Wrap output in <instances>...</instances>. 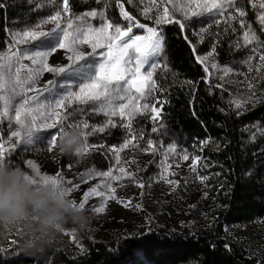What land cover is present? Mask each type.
I'll return each instance as SVG.
<instances>
[{
    "label": "rangeland",
    "instance_id": "obj_1",
    "mask_svg": "<svg viewBox=\"0 0 264 264\" xmlns=\"http://www.w3.org/2000/svg\"><path fill=\"white\" fill-rule=\"evenodd\" d=\"M86 1L91 7L89 10L76 13L69 6L70 11L64 13L63 0H35L37 6L31 10V13L25 18L15 20L8 28V39L6 45L0 48V57L8 55L10 50L21 55L37 51H50L54 48L55 51H52L47 59L49 65L55 67L71 64L72 62L67 57L73 53L58 47V43L62 39L61 31H53L55 27L53 23H44L57 11L62 14L61 28L66 27L68 20H72L73 29L69 31H74L76 28L86 29L89 26L99 28L106 23H111L114 27L109 31L114 35L115 26L126 29L129 24L134 25L138 22L145 27H133L129 36L144 37L145 39L141 43L146 44L154 43L158 38H162L163 50L155 55L146 54L147 59L141 66L143 75H146L148 71L153 72L154 82L156 75L166 74L170 70L163 27L171 23L157 25L154 19L157 11H163V7H168L174 18L184 24V28L180 27L182 32L185 31V27L202 29L218 20L235 17L234 20H237L239 24L243 20L245 26L242 27L240 24L241 34L232 47L233 60L226 64H220L213 54L209 53L198 57L197 62L203 66L206 72V82L216 81L231 84L237 90L236 95H233V100L245 101L244 109L247 110L249 106H264L262 101L264 98V62L259 59V56L264 54V26L259 23V16L264 12V9L259 7L261 0H234L233 7H228L227 3H224L222 9H213L212 12H207L203 7L197 8L191 4V0H172V3L157 0L158 7L152 6L150 0H127V5H121L123 11L128 12L134 18L131 21L125 20L123 17L121 5L118 7V16L113 18L108 12V8H110L108 0ZM145 7H152V11L147 16L143 13ZM236 8H245L246 15L240 17ZM92 11H96L98 15L96 17L85 15ZM192 11L197 12L198 15L193 16ZM185 12L188 13L187 18H185ZM77 17H83V19H77ZM37 25H41V27L37 28ZM148 28L157 30V36L152 37L151 40L147 39L151 36V33L147 31ZM249 28L258 36V40L253 41L252 44L246 43L244 39V33L248 32ZM28 30L44 31L49 35L27 43L18 42L21 37L17 34ZM124 39L127 40L128 37ZM73 47L85 53L92 52V49L87 45L77 43ZM106 51V48L97 49V53H106ZM240 52L245 53L246 58L237 57L236 55ZM136 57L135 51L130 50L129 56L125 58L132 61L127 65L129 68L134 67ZM105 59L106 57L101 55L86 57L85 61L75 65L80 68L81 74L72 70L59 76L49 72L42 73L34 85V88L39 91L27 94L37 97L29 106L49 105L55 98L62 97L68 91H79L80 84L86 82L83 73L91 77L95 68ZM3 62L0 60V63ZM19 63L34 67L28 60L21 59ZM153 63L156 64L155 69L151 68ZM86 65H92V71H87ZM18 66L16 59L13 58V74ZM244 71L246 72L244 73ZM25 74L26 69H21L22 78ZM48 81H53L54 85H48ZM149 87L151 88L150 94L146 90L144 99L133 101L134 104L140 106V111L132 114L131 128L126 127L129 123L127 115L122 118L119 115L112 117L106 114L104 109L107 102L102 97L99 101H89L84 105L74 104L72 107L75 108V111L72 110V107L68 109L67 119L63 126L41 128L36 133L33 144L21 143L5 155L6 163L19 166L31 175L34 173L27 166V161L35 163L42 175L58 174L63 178L65 186H68L67 181H73V185H78V187L69 196L78 203L83 201L84 192L97 185H101L98 190L106 193L107 189L103 187L105 183H111L112 187L117 189L116 199L107 200L106 203L105 197H90L85 206L90 216L87 226L82 229H76L72 225L66 226L65 231L58 240L53 241L50 250L38 259L37 264H51L52 262L61 264L64 258L70 260L84 256L87 253V247L99 244L105 245L107 250L112 251L127 238L141 239L159 229H163L169 234L197 232L209 228L216 221L221 209L222 165L217 162L215 156L212 157L205 152V149L210 145L209 139L203 142L190 140L186 131L188 126L193 123L208 126L212 121L204 114L199 103L192 102L185 97L178 99L171 109L170 120L167 121L162 114L160 102L155 97V82L154 86L149 85ZM110 91L113 101L117 104L128 103L127 98L123 101L118 100L119 95H138L134 89L126 94L119 93L114 88ZM0 95L13 97L10 90L0 92ZM21 102V97H13L9 106V116L0 117V127L5 132L2 143L6 148L11 131L18 128L14 120L15 106ZM145 103L149 105L147 109L143 108ZM3 107L4 103L0 101V111L3 110ZM152 107L159 109L158 115L152 113ZM126 111H130V109ZM10 118L11 125L9 124ZM96 120H98V124L93 123ZM109 120L117 126H108ZM84 122L87 123V128H83ZM37 123H41V118H38ZM48 123L51 121L49 120ZM101 127L105 130L93 131V129ZM74 128L82 130L84 144L86 143L89 149L83 155L78 153L67 156L59 151L58 140L62 133ZM153 128L156 129L155 132H153ZM115 133H119L118 141L113 137ZM246 136L248 144L258 149V162L254 170L247 175V179L262 181L264 178V111L257 120L246 127ZM132 137H136V139L132 140ZM53 139L56 141V146L50 148L49 144ZM128 140H132V142L119 153L120 162L117 164L113 149L121 148ZM12 141L15 142V138H12ZM149 141H151V145ZM143 144L146 145L145 148H142ZM185 155L189 157L188 160L183 159ZM196 157L199 159L196 161V171L194 172L192 171L193 159ZM120 166H124L127 172L132 173V177L124 176L121 180L115 181L97 175V173L108 171H112L113 176L120 175L118 170ZM201 177H207V179L202 181ZM140 183L144 187H140ZM93 206H104L105 210L102 213L94 212L92 211ZM21 232L22 229H17L15 232L6 231L4 234L6 243L0 240V249L5 251L7 264H34L32 259H25L18 255ZM225 232L241 243L251 256L264 262V218L248 225L228 227ZM145 243L147 244V242H140V245L144 246ZM135 254L144 264H153L141 251H136ZM156 256L159 260L157 263L162 264L163 259L160 258V255L156 254ZM17 258L18 260H16ZM57 258L58 260H56Z\"/></svg>",
    "mask_w": 264,
    "mask_h": 264
},
{
    "label": "trees",
    "instance_id": "obj_2",
    "mask_svg": "<svg viewBox=\"0 0 264 264\" xmlns=\"http://www.w3.org/2000/svg\"><path fill=\"white\" fill-rule=\"evenodd\" d=\"M34 1L0 0V48L6 45L12 22L27 17L37 6ZM108 1V12L113 18L118 16L119 5H127V0ZM69 6L76 13L91 8L86 0H69ZM242 10L245 11V8ZM163 30L170 70L155 76V97L167 121L180 97L199 103L204 114L211 119L208 126L193 123L186 131L190 140L203 142L209 139L210 145L205 152L215 156L222 165L218 217L209 228L197 232L169 234L159 229L141 239L127 238L112 251L103 244L87 247L84 256L70 260L64 258L61 264H144L137 258L136 251H141L153 264L159 261L156 254L163 259L162 264H264L225 232L228 227L248 225L264 218V178L262 181L247 179L258 162V149L248 144L246 136V127L261 116L264 106L237 109L233 103L237 90L231 84L206 82V72L197 62L198 57L209 53L220 64L233 60L232 47L242 27L237 20L228 17L202 29L185 27L182 32L177 23H171L164 25ZM236 56L246 58L243 52ZM262 101L264 104V98ZM93 123L99 122L96 120ZM118 134H113L117 141ZM4 136L5 132L0 127V143ZM145 147L143 144L142 148ZM5 233L0 231L3 243H6ZM140 242L147 244L142 246ZM0 264H7L5 251L1 249Z\"/></svg>",
    "mask_w": 264,
    "mask_h": 264
},
{
    "label": "snow or ice",
    "instance_id": "obj_3",
    "mask_svg": "<svg viewBox=\"0 0 264 264\" xmlns=\"http://www.w3.org/2000/svg\"><path fill=\"white\" fill-rule=\"evenodd\" d=\"M162 2L172 3V0H162ZM224 3H227L228 7H233L234 0H191V4H194L197 8L203 7L207 12H212L213 9L220 10L224 7ZM152 6H157V0H150ZM63 12L68 13L69 10V0H63ZM158 7V6H157ZM261 9H264V0H261L259 4ZM122 15L125 20H133L134 18L129 15L128 12L123 11V6L121 5ZM191 10V9H189ZM152 11V7H145L143 13L147 16L149 12ZM183 11V9H181ZM240 17L246 15L245 11L239 8H236ZM193 16L198 15L197 12L192 11ZM223 13L221 12V15ZM87 16L96 17L98 13L92 11L85 14ZM185 18H187L188 13H184ZM77 19H83V17H77ZM155 23L157 25L164 23H177L181 28H184V24L179 20L175 19L172 12L169 11L168 7H163V11H157V14L154 17ZM235 19V17H232ZM62 14L60 11H57L54 15L50 16L44 23H53L55 25L53 31L60 30L62 33V39L58 43V47L66 49L68 52L73 53L69 55L67 59L72 63L68 66H52L47 62L48 57L51 55L52 51H37L31 54H21L17 55L16 52L10 50V53L6 56L0 57V60L4 61L0 63V92H5L10 90L13 94V97L19 96L22 98V102L15 106V125L18 126L17 130L11 131V137L8 140V147L6 148L4 143H0V162H5V155L14 150L19 144L31 145L36 139V133L41 128L46 127H55L57 125L63 126L64 121L67 119V111L74 104L84 105L89 101H99L103 97L106 103V108L104 109L106 114L112 117L115 116H128L129 123L126 125L127 128H131V116L135 112L140 111V106L134 104L133 101L142 100L145 97L146 90L151 92L149 85L154 86L153 82V72L148 71L146 75L141 73V66L146 61L147 55H155L160 53L163 50L162 38H158L154 43L146 44L141 43L145 38L141 36H129L132 32L133 27L144 28L145 25L140 23L129 24L126 29L121 28L120 26H115V34L113 35L109 30L114 27L111 23H106L99 28L89 26L86 29L76 28L74 31H69L73 29L72 20H68L66 27L61 28ZM259 23L264 26V12L259 16ZM240 24L242 27L245 26L244 21L241 20ZM41 25H37V28H40ZM147 31L151 33V36L148 37V40H151L152 37L157 36V30L155 28H148ZM251 33V35H250ZM21 37L18 42L27 43L30 41L37 40L39 37L47 36L49 33L44 31L28 30L24 31L22 34H17ZM128 37L127 40L124 38ZM245 42L252 44L253 41L258 40V36L255 32L249 28L248 32L244 33ZM87 45L92 49L91 53H85L83 51H78L74 49L75 44ZM107 49L106 53H97V49ZM134 50L137 54L134 67L129 68L127 65L132 63L130 59L126 60L125 58L129 56V51ZM255 50V49H254ZM147 54V55H146ZM92 55H101L105 56L106 59L103 63H100L98 67L95 68V71L91 77H88L86 73H83L84 79L86 82H82L79 86V91H68L65 95L60 98H55L49 105H38L36 107L29 106L33 100H36L37 97H31L27 94L33 91H39L34 88L35 83L39 79L40 75L44 72L53 73L57 76L61 74L68 73L69 70H72L78 74H81L80 68L75 67L79 62L85 61L86 57ZM16 59L18 67L15 68V73L12 72V60ZM28 60L31 62L32 66L28 64H20L19 61ZM199 59V58H198ZM260 61L264 62V54L259 56ZM87 71H92V65L85 66ZM215 67V65H213ZM151 68L155 69L156 64H151ZM21 69H26V74L21 77ZM207 71V69H206ZM227 73V70H225ZM14 77V78H13ZM48 85H54L53 81H48ZM119 93H130L132 89L135 90L137 96H125L119 95L118 100L123 101L127 98L128 103H115L112 99V92L110 89H113ZM18 90V91H17ZM48 90L47 88L45 89ZM13 97L8 95H0V101H3L4 107L0 111V117L9 116V106L12 103ZM237 109H241L245 105V101L236 100L233 101ZM149 105L145 103L143 108L147 109ZM130 109V111H126ZM72 110L75 111V108L72 107ZM152 113L158 115L159 109L156 107L151 108ZM239 114V113H238ZM38 118H41V123L38 124ZM51 123H48V121ZM9 124L11 125V118L9 119ZM75 126V125H74ZM108 126H117L113 124L111 120L108 121ZM88 125L86 122L83 123V128H87ZM103 127L99 129H93V131H104ZM156 129L153 128V132ZM63 134V133H62ZM84 134V133H82ZM12 138H15V142L12 141ZM136 137H132V140H135ZM132 140L125 141V143L119 149H113L116 154L117 164L120 162L119 153L123 151L124 148L128 147V144ZM151 145V141H149ZM56 141L53 139L49 147H55ZM89 149V146L85 143L83 146L82 152L79 154L83 155ZM184 160H188L189 157L185 155ZM199 157L193 159L192 171H196L195 164ZM27 166L33 170V179L36 181L43 180L45 178H52L58 184L63 186L68 194H72L78 185H73V181L69 180L66 182L68 186H65V182L62 177L59 175H47L41 174L38 166L32 161H27ZM120 175L113 176L112 171L97 173V175L110 178L111 180L119 181L124 176L132 177V173L126 171L124 166L119 167ZM207 177H201V180H205ZM87 182V181H85ZM169 183H177L175 181H168ZM140 187H144L142 183L139 184ZM101 185L92 187L89 191L83 193V201L79 202L81 207H85L88 203L89 198L92 196L105 197V203L107 200L116 199L115 187H112L111 183H105V191L98 190ZM127 206V205H125ZM104 206H93L92 211L102 213L104 212Z\"/></svg>",
    "mask_w": 264,
    "mask_h": 264
},
{
    "label": "clouds",
    "instance_id": "obj_4",
    "mask_svg": "<svg viewBox=\"0 0 264 264\" xmlns=\"http://www.w3.org/2000/svg\"><path fill=\"white\" fill-rule=\"evenodd\" d=\"M82 130H66L58 149L67 156L82 152ZM90 216L85 207L72 199L52 178L36 181L19 166L0 162V231L22 229L18 255L34 264L50 250L66 226H87Z\"/></svg>",
    "mask_w": 264,
    "mask_h": 264
}]
</instances>
